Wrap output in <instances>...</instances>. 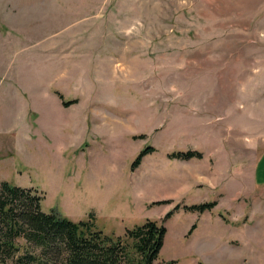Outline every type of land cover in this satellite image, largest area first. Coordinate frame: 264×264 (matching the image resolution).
<instances>
[{
	"label": "rangeland",
	"instance_id": "rangeland-1",
	"mask_svg": "<svg viewBox=\"0 0 264 264\" xmlns=\"http://www.w3.org/2000/svg\"><path fill=\"white\" fill-rule=\"evenodd\" d=\"M2 180L108 235L163 222L154 264H264V0H0Z\"/></svg>",
	"mask_w": 264,
	"mask_h": 264
},
{
	"label": "trees",
	"instance_id": "trees-1",
	"mask_svg": "<svg viewBox=\"0 0 264 264\" xmlns=\"http://www.w3.org/2000/svg\"><path fill=\"white\" fill-rule=\"evenodd\" d=\"M64 106L75 100H64ZM151 146L139 151L132 162L135 168ZM171 158H200L198 150L172 151ZM41 195L32 187H21L7 180L0 182V264H154L163 243L165 225L146 219L126 229L125 236H112L96 228L95 216L71 220L56 210L41 209ZM154 204L171 203L161 199ZM216 201L184 205L187 210L203 212ZM180 208L177 203L165 213L164 219ZM191 225L188 233L195 228ZM175 260L157 264H174Z\"/></svg>",
	"mask_w": 264,
	"mask_h": 264
}]
</instances>
